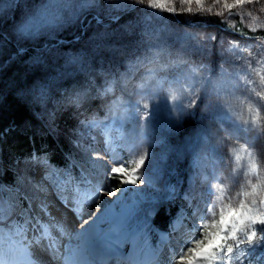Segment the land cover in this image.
<instances>
[{
  "label": "rangeland",
  "instance_id": "1",
  "mask_svg": "<svg viewBox=\"0 0 264 264\" xmlns=\"http://www.w3.org/2000/svg\"><path fill=\"white\" fill-rule=\"evenodd\" d=\"M19 1L0 0V27L5 28L4 35H0V60L7 64L9 60L15 59L21 65L24 60L17 55L27 53V49L31 51L33 57L30 65L36 73L25 90L40 108L50 131L71 146L72 161L83 164L86 169H91L89 160L95 163L94 172L97 174L93 176V183L104 180L116 161H134L147 151L148 156L137 175L150 188L163 191L165 179L162 157L179 148L187 153V169L195 182L189 190L194 197L191 206L188 200L184 203L190 216L181 221L182 226L178 227L174 235L161 233L164 264H176L177 254L184 250L185 243L194 235L192 213L197 209L203 211L204 201L208 198L209 182L215 184L223 180L228 186L226 194L235 196L241 193L242 186L243 191L251 192V185L264 180V136L256 139L255 132L243 131L230 136L229 133H234L235 129L222 110L230 107L233 119L255 118L264 125V100L257 96V93L264 96V63L258 62L264 54V37L250 35L254 42L246 43L221 33L216 25L184 28L165 16L166 12L172 15L188 12L187 8H193L194 3L182 5L180 0H170L176 9L170 12L150 8L147 0L142 4L132 3V0H113L114 3L131 4V7L121 10L133 12L130 19L124 20L122 27L110 29V25H106L99 32L100 41L96 40L90 45L89 42H81L79 38L77 43L63 49L61 44H66L62 42L63 36L78 35L81 24H65L58 30L53 24L50 30L41 31L29 38H22L18 30L34 13L40 11L44 12L46 19L52 20L59 5L66 6L63 8L66 17L79 15L81 10L78 5L85 0H30L18 12ZM204 3H211L217 13L223 11L224 15L219 17L220 22L232 31L249 35L264 30V0H256L243 10H232L233 15H229L227 9L216 8L222 4H215V0H204ZM42 5L48 7L42 8ZM139 9L142 10L140 15ZM121 11L113 15H119ZM105 16L108 21L117 20ZM87 18L86 14L84 22ZM232 23L235 27L230 26ZM148 24H152L154 30L163 28L168 36L150 35L149 38L144 30ZM209 37H215V40ZM9 41L17 44L20 49L17 51L16 47H11ZM233 44L240 47L229 52ZM141 47L149 53H153L155 47L158 50L154 51L151 62L137 68L135 61ZM245 47H248L251 56L248 51H242ZM237 56L241 59H236ZM246 61L256 71H252ZM168 65L174 67L169 68ZM210 66H215L214 72L209 71ZM193 68L197 71L193 72ZM28 74L32 72L28 71ZM109 85L112 88L108 94L102 95ZM193 85L196 90L194 96L187 92L181 94L182 89L192 91ZM81 90H86L87 95L80 102H70L74 99L73 93ZM218 92L221 95L218 96ZM173 93L179 96L178 100L171 99ZM192 99L196 101L195 106L189 107ZM146 102L149 104L147 109L143 107ZM242 146L257 160L256 175L245 176L249 157ZM232 149L237 151L241 156L240 163L245 165L235 175L233 172L237 164L233 162ZM98 156L100 159H97ZM221 156L223 163L218 160ZM47 161L50 172L47 178L44 169L28 168L25 162L10 166L11 170L23 174L25 180L18 186L20 208L16 214L9 217L5 206V219L0 221V228L4 226L2 228L5 230L2 229V232L8 234L17 222L23 224L24 217L19 213L28 208L25 196L33 198L34 212L42 220L47 221L48 218L40 212L38 205L42 199H46L52 217L62 220L64 224L67 218L76 221L71 202L67 206L63 203L57 183H62V176L71 173L78 180L81 170L76 171L71 166L68 173L61 174L57 167ZM128 166L134 167L135 164ZM34 171L39 175L38 178L29 177ZM51 174H56L55 179ZM34 185H40L42 191H35ZM104 185V191L112 188L118 195H102L100 203L91 206L92 215L107 212L98 229L87 236L80 234L81 228L76 230V234L71 231L63 237L58 232L54 233L60 248L63 244L69 247L72 256L69 264H116L115 259L101 263L89 247V240H97L106 235L124 241L115 222L110 228L103 225L107 220H115L119 216L118 205L122 201L120 189L123 185L119 178L104 180ZM67 195L71 197L73 193L68 191ZM0 197L7 200L15 198L16 193L10 191L8 196L0 194ZM91 218L86 208L84 219ZM28 229L27 238L23 231H17L15 248H22L32 238L34 233L31 225ZM36 255L41 262L46 258L52 259L48 251L37 249Z\"/></svg>",
  "mask_w": 264,
  "mask_h": 264
},
{
  "label": "snow or ice",
  "instance_id": "2",
  "mask_svg": "<svg viewBox=\"0 0 264 264\" xmlns=\"http://www.w3.org/2000/svg\"><path fill=\"white\" fill-rule=\"evenodd\" d=\"M180 2L182 5H192L194 3L203 11L212 12V7H203L204 0H180ZM255 2L256 0H231V2H229V0H215V4H222L223 9L229 10V15L234 14L232 10H243L246 5H252ZM132 3L142 4L144 0H132ZM147 3L150 8L170 12L176 11L175 7L171 5L170 0H147ZM46 7H48V5H42V8ZM64 7L66 6H57V12L52 20L46 19L42 11L34 13L32 18L18 30L19 35L22 38H29L41 31L50 30L53 24L57 26L56 30L63 28L65 24H83L86 14L90 10L96 11L93 20L99 25L103 23L100 11H105V15H107L109 19L115 20L118 17L117 15H113V13H119L121 10L131 7V4L123 5L114 3L113 0H104L103 3H101L100 0H85V2L78 5L81 10L80 14H73L71 17L65 16L63 13ZM187 11L192 12V8H187ZM217 15L222 16L224 13L221 11L217 13ZM230 26L235 27L234 23L230 24ZM241 34L244 35V33ZM208 39L215 40V37H209ZM239 47V45L233 44L228 51L231 52L233 49ZM242 51H248L249 56L252 55L248 47L243 48ZM236 59L239 60L241 57L237 56ZM258 62L264 63V54H262L261 61ZM246 63H248V67L252 71H256V69H252L249 61H246ZM168 67L172 68L174 66L168 65ZM192 71L196 72L197 69L193 68ZM150 74L152 73L150 72ZM262 79H264V77H262ZM110 87V85L107 86L102 94L107 95L110 91ZM185 92H187L188 95L194 96L196 94L195 86H192V91L190 92L187 89L181 90V94ZM43 94L44 92L42 91L41 95ZM86 95V90L74 92V99H71L70 102H80L82 97ZM217 95L219 96L221 93L218 92ZM257 96L260 97L261 100H264V96H261L260 93H257ZM171 99L178 100L179 96L173 93ZM243 102L244 101H241V103ZM195 103V99H192L189 101L188 106L194 107ZM143 107L147 109L149 104L146 102ZM222 110L224 111L225 117L230 120L235 129L234 133H229L230 136L241 131L255 132L256 139L264 136V125L260 124L257 119H233L230 107L223 108ZM258 114L259 111L257 115ZM105 143H107V141H105ZM242 149L248 153L249 157L246 164L247 171L245 172V176L256 175L258 170L256 158L251 152H248L246 147L242 146ZM231 152L233 154V162L237 164V169H234L233 172V175H235V172L245 165L240 163L241 156L235 149H232ZM147 156L148 153L145 151L134 161H116L114 166L110 168V171L104 177V180H115L119 178L122 185H137L138 181L143 183L137 173L144 165ZM97 159H100V157L98 156ZM218 160L223 163L222 156L218 157ZM89 163L91 164V169H86L83 164L79 165L81 173L78 180L70 175H64L62 176L63 182L61 183L58 181L57 183V190L61 195L63 203L67 206L69 202H71V210L78 219L82 220V231L80 233L82 236H87L98 229L100 221L107 215V212L101 213L100 215H92L91 206L98 205L102 195L114 197L118 195L117 191L112 188L104 191V180L93 183V176L97 174L94 172L96 165L90 160ZM133 163L135 164L134 167L128 166ZM25 164L28 168L44 169L46 178L50 174L46 153L33 151L31 155L25 159ZM115 164H118V166H115ZM51 175L55 179L56 174ZM24 180V175L18 174L15 186L12 188V191L16 193L15 198H8L5 200L0 197V221L5 219V206L8 208L9 217L16 214L17 209L20 208L18 203L20 188L18 186L23 183ZM69 186L73 187L70 188ZM227 187L228 186L223 180H218L215 184L211 182L207 184L208 198L204 201L203 211L197 209L192 213V217L194 218L192 232L194 235L190 241L185 243L184 250L177 254L176 264H240L243 257L251 255L259 244H264V235H261L259 239H257L258 231L264 233V180H261L259 184L251 185V192L243 191L242 186L241 193L235 196L226 194ZM34 189L37 192L42 191L40 185H34ZM8 190V185H0V192H7ZM68 191L73 193L71 197L67 195ZM124 191L125 189L121 188L120 195H123ZM240 196H243V198H239ZM185 197L189 201V206H191L194 197L191 193H186ZM213 197L215 198L214 201ZM24 199L28 200V208L22 209L19 213L24 217L23 224L21 225L17 222L14 228L9 229L6 242L3 232L0 231V264H41L39 257L36 255L37 249L48 251L54 259L59 258L60 244L54 233L58 232L61 237L69 235L64 222L51 216V213L48 211L49 205L46 199H42L38 207L40 212L44 213L48 218L47 221L42 220L40 216L35 214L33 209V198L25 196ZM86 208L88 210V215L92 217L91 220L84 219ZM97 211H99V209H97ZM179 219L183 220L187 219V217H180ZM29 225H31V230H33L34 233L32 238L28 240L27 244L22 248H15V236L17 231H23L27 238ZM85 225L88 227H85ZM257 225L260 227L257 228ZM242 244H247L249 247L246 250L241 249L239 255L236 256L235 249H239ZM112 253L116 264H154L157 260L158 250H149L146 253H138L133 250L125 255L117 245L112 249ZM64 260L65 264H69V261L72 260L71 254L65 256ZM77 264H79V262H77ZM84 264H89V262H84Z\"/></svg>",
  "mask_w": 264,
  "mask_h": 264
},
{
  "label": "trees",
  "instance_id": "3",
  "mask_svg": "<svg viewBox=\"0 0 264 264\" xmlns=\"http://www.w3.org/2000/svg\"><path fill=\"white\" fill-rule=\"evenodd\" d=\"M24 3L28 5L30 0H20L17 6L18 12ZM203 7H212V12L203 11L197 5H193L192 12H177L175 15L166 12L165 16L175 20L179 27L184 28L216 25L221 33L246 43L254 42L250 35L264 37V30L249 35L232 31L226 25L221 24L220 15H217L211 3H204ZM216 8H222V6H216ZM139 12V15L142 14L141 9ZM132 14L133 12L121 11L117 15L116 21H108L103 11L100 12V16L104 22L98 25L93 20L96 11L87 13L88 18L81 24L78 35H64L62 42L66 44L61 45H63V49H66V47L77 43L79 38L81 42L86 41L91 45L96 40L100 41L99 32H102L104 26L110 25L108 27L110 29L122 27L124 20L130 19ZM144 30L147 31L149 38H151L150 35L168 36L163 28L152 29V24L146 25ZM4 32L5 28L1 26L0 35H4ZM8 44L11 47H16L17 51L20 49L17 44L10 41ZM139 49L140 54L135 61L137 68L151 62L153 54L158 50L155 47L153 53H149L145 48ZM26 51L27 53L17 55L24 60L21 65H18L15 59L9 60L7 64L2 59L0 60V185L9 186L7 192H0L3 197L8 196L9 192L12 191L18 176V173L11 170L10 166L16 165L17 162H25V159L33 151L46 153L49 162L57 167L61 174L68 173L69 167H74V165L75 170L80 171L79 163L72 161L71 146L50 131L40 108L25 90L33 81L36 73L30 65L33 57L31 51L28 49ZM214 70L215 66H210L209 71L214 72ZM28 71L32 74H28ZM182 150L180 148L179 150L173 149L162 157L165 179L163 191H156L146 184L140 183V181L137 182V185H123L122 188L125 191L122 195V201L118 205L119 216L115 220H107L103 224L110 228L114 222L116 223V228L124 239L123 246L127 253L133 250L138 253L158 250L157 260L154 264H164L159 258L163 243L161 233L173 235L181 222L179 218L190 215V211L184 205L187 201L185 194L189 193L191 184L195 182L193 175L187 169V153ZM69 175L74 177V173ZM259 227L257 225V228ZM261 235L264 233L258 231L257 239ZM3 236L6 241L7 233H3ZM248 247L247 244L240 245L239 249H235V255L238 256L241 249L246 250ZM240 264H264V244H259L251 255L243 257Z\"/></svg>",
  "mask_w": 264,
  "mask_h": 264
},
{
  "label": "bare ground",
  "instance_id": "4",
  "mask_svg": "<svg viewBox=\"0 0 264 264\" xmlns=\"http://www.w3.org/2000/svg\"><path fill=\"white\" fill-rule=\"evenodd\" d=\"M34 176H36L38 178L39 175H36L35 171H34V173L29 174V177H34ZM75 220L76 221H73L72 219L67 218L65 225L67 227L68 232L72 231L76 234V230L78 231V229L81 228L82 220L78 219L77 216H76ZM105 237H108V236L106 235L103 238H99L97 240H89V247L93 248L95 245H97L101 241V239H104ZM69 253H70L69 247L67 246V244H63L62 247L60 248L59 258L54 259L53 256L51 255L52 259H47V258L43 259L41 264H65L64 257L68 256Z\"/></svg>",
  "mask_w": 264,
  "mask_h": 264
}]
</instances>
